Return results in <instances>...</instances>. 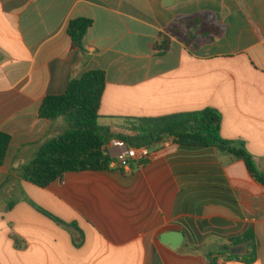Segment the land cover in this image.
<instances>
[{
  "label": "crops",
  "instance_id": "crops-1",
  "mask_svg": "<svg viewBox=\"0 0 264 264\" xmlns=\"http://www.w3.org/2000/svg\"><path fill=\"white\" fill-rule=\"evenodd\" d=\"M77 19L93 22L84 54L68 35ZM162 36L169 50L159 54ZM95 70L106 73L99 125L112 134L215 109L222 137L245 142L264 172V0H0V131L12 137L0 167V264H209L247 231L256 260L242 248L218 264H264V186L214 149L170 139L145 165L68 173L45 189L12 172L68 129L39 117L43 100ZM173 231L185 236L178 250L160 241Z\"/></svg>",
  "mask_w": 264,
  "mask_h": 264
},
{
  "label": "trees",
  "instance_id": "trees-1",
  "mask_svg": "<svg viewBox=\"0 0 264 264\" xmlns=\"http://www.w3.org/2000/svg\"><path fill=\"white\" fill-rule=\"evenodd\" d=\"M92 25V20L77 19L68 26L72 46L80 53H85L84 40ZM156 50L159 54L169 50V41L165 36L156 45ZM105 89L106 73L95 70L71 80L64 94L47 96L40 107L39 117L48 121L63 119L68 129L63 135L46 141L31 162L12 172L21 180L45 189L68 173L110 171L113 160L105 153V147L113 139L123 140L132 147L151 149L173 139L178 146L214 149L235 161H243L251 178L264 186V172L247 150L246 143L222 137L223 118L219 111L206 109L165 118L142 119L133 130L135 135L118 136L99 125ZM11 142L12 137L0 131V167L5 163ZM24 201L58 225L82 234L76 224H66L26 197ZM16 204L15 200L8 201L7 211H11ZM236 248L245 249V262L253 263L258 256L255 236L247 231L243 236L232 239L230 245L222 247L219 252L210 253L209 264H218L221 258L239 259L243 255L234 254Z\"/></svg>",
  "mask_w": 264,
  "mask_h": 264
},
{
  "label": "built area",
  "instance_id": "built-area-1",
  "mask_svg": "<svg viewBox=\"0 0 264 264\" xmlns=\"http://www.w3.org/2000/svg\"><path fill=\"white\" fill-rule=\"evenodd\" d=\"M105 153L113 160L111 169L123 170L130 169L133 164L145 165L156 156L153 149L149 147H132L118 139H113L106 145Z\"/></svg>",
  "mask_w": 264,
  "mask_h": 264
},
{
  "label": "water",
  "instance_id": "water-1",
  "mask_svg": "<svg viewBox=\"0 0 264 264\" xmlns=\"http://www.w3.org/2000/svg\"><path fill=\"white\" fill-rule=\"evenodd\" d=\"M161 243L170 247L173 250H178L185 241V236L181 232H170L162 235L160 239ZM242 248H236L233 253H240Z\"/></svg>",
  "mask_w": 264,
  "mask_h": 264
},
{
  "label": "rangeland",
  "instance_id": "rangeland-1",
  "mask_svg": "<svg viewBox=\"0 0 264 264\" xmlns=\"http://www.w3.org/2000/svg\"><path fill=\"white\" fill-rule=\"evenodd\" d=\"M241 252L243 253V252H244V250H242ZM241 252H240V253H241Z\"/></svg>",
  "mask_w": 264,
  "mask_h": 264
}]
</instances>
